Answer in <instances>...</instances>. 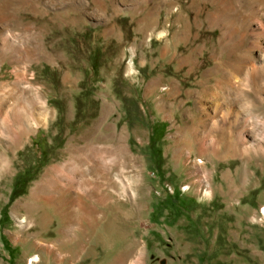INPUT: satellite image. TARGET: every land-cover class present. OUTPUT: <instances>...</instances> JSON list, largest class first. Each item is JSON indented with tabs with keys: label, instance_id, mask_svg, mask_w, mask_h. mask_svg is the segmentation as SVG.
<instances>
[{
	"label": "rangeland",
	"instance_id": "1",
	"mask_svg": "<svg viewBox=\"0 0 264 264\" xmlns=\"http://www.w3.org/2000/svg\"><path fill=\"white\" fill-rule=\"evenodd\" d=\"M0 38V80L17 51L54 113L0 175V264H264V0H0ZM243 122L245 149L213 150ZM113 136L82 222L28 200L69 145Z\"/></svg>",
	"mask_w": 264,
	"mask_h": 264
},
{
	"label": "bare ground",
	"instance_id": "2",
	"mask_svg": "<svg viewBox=\"0 0 264 264\" xmlns=\"http://www.w3.org/2000/svg\"><path fill=\"white\" fill-rule=\"evenodd\" d=\"M252 35V41L254 44L261 45L260 39L262 36L260 37L256 30L255 34ZM1 42L3 55H8V53H12L14 49H16L17 44H15V42H10L8 39H4L3 41V38H0V43ZM17 53L18 52L16 51V54ZM16 54H11L9 57L10 61L14 64L12 70V74H14L15 77L14 81L8 82L0 80V175L5 176L4 179L11 174L13 168L18 166V162H20L18 156L25 150L27 140L30 135L34 133L38 126L45 124V122L47 123L48 119H51L54 114L52 111L53 109L51 110L49 105L52 96H49L52 90L51 85L46 82L45 87H42L38 84V82L36 83L35 78L26 73V69L29 66L27 59L22 56L18 57ZM1 64L2 62L0 61V65ZM261 67L262 73L264 74V62ZM128 72H131L130 65H128ZM259 73H261V71H259ZM43 89L45 90V93H43ZM227 100L229 99L227 98ZM224 120L226 124L229 121H227L226 116H224ZM233 123L237 125L235 121ZM246 127L245 122L240 125L238 124L237 136L233 134L236 137L230 135L231 131L229 128H225L223 126L219 129H215L216 127H212L215 137L214 143H216V145L213 147L215 149L211 148L216 150L219 149L220 146H225V149L230 150L232 143L229 141L233 140L235 143L233 146L237 149L239 146L241 149H245L242 142V134ZM119 138L122 139L123 136L120 135ZM119 138L117 137V140H114L115 136L111 138V140L113 139V144L110 149L107 147L105 148L104 146L91 145V143H88L82 148L69 145L66 149V155L69 163L63 164L58 168L47 169L41 177V181L39 180V182L35 184L31 190L28 200L42 201L46 206L52 207L56 213H60L62 209L65 208L67 213L77 216V220L82 222L88 214L84 211L83 207L84 199L88 194V190H91L92 194H96L99 190L98 181L103 178V171H108V168L101 163V159L108 157L110 161L115 162L120 147ZM116 141H118V145L115 146ZM203 141L204 140L199 142L200 148L198 151L202 156H207L205 149L202 147L204 145L207 146L208 144H204ZM100 143L101 145L104 144V142ZM124 155L128 159L126 151H124ZM89 156L90 159L93 157L92 160H94L95 163L92 164L89 162ZM95 159L97 160L95 161ZM88 162L90 165H93L94 169H96L94 176L87 175ZM44 187L48 188V193L50 194L45 192ZM25 200L15 203L13 206L15 212L25 208ZM261 214L264 216V206L261 207ZM17 224L21 229L30 225L26 217L22 216L17 219Z\"/></svg>",
	"mask_w": 264,
	"mask_h": 264
},
{
	"label": "trees",
	"instance_id": "3",
	"mask_svg": "<svg viewBox=\"0 0 264 264\" xmlns=\"http://www.w3.org/2000/svg\"><path fill=\"white\" fill-rule=\"evenodd\" d=\"M154 132H155V130L153 131V135H154Z\"/></svg>",
	"mask_w": 264,
	"mask_h": 264
}]
</instances>
